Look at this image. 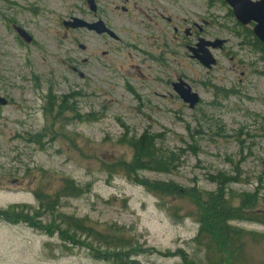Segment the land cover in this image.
<instances>
[{"label": "rangeland", "instance_id": "rangeland-1", "mask_svg": "<svg viewBox=\"0 0 264 264\" xmlns=\"http://www.w3.org/2000/svg\"><path fill=\"white\" fill-rule=\"evenodd\" d=\"M93 3L95 13L87 0H0V211L20 206L31 220H0V264H113L92 258L85 236L62 241L63 218L134 236L139 264H218L196 245L191 200L153 196L109 167L130 163L129 141L153 135L170 170L139 180L201 193L226 180V197L253 196L247 215L264 213V49L253 25L237 24L222 0ZM73 19L102 21L115 38L63 26ZM199 39L226 41L208 71L183 47ZM179 78L199 96L194 109L173 92ZM232 225L258 234L244 264L263 262L264 224Z\"/></svg>", "mask_w": 264, "mask_h": 264}, {"label": "trees", "instance_id": "trees-1", "mask_svg": "<svg viewBox=\"0 0 264 264\" xmlns=\"http://www.w3.org/2000/svg\"><path fill=\"white\" fill-rule=\"evenodd\" d=\"M157 137L147 134L141 135L138 139L128 142L132 148V159L130 163L112 165L109 168L121 169L129 178H136V183L145 189L146 192L157 197L170 198H187L191 200L197 208L199 230L195 238L196 245L202 248L208 258L218 259V264H244L243 252L247 239L253 241L258 240V234L253 232L246 233L240 228H235L232 222L244 220L246 222H254L264 224V213L258 214L250 212L249 209H256L258 201L253 196L237 195L226 197L225 181H219L217 190L213 193L199 192L195 188L183 190L173 183L150 182L147 180H139L136 177L137 172L147 170L151 172L166 173L170 170V156L163 155L156 147ZM161 153V155H160ZM66 196H73L76 192L74 186L65 185L62 190ZM238 200L239 204L233 206L231 201ZM48 203V202H47ZM53 209V207H52ZM258 215L259 219H256ZM40 215H35L39 218ZM0 220L12 224L30 223L27 215H23V209L20 206L10 207L8 210L0 211ZM60 226L63 227L60 231L62 241L69 244L81 243L79 238L85 236L92 243L88 253L95 260H103L113 264H139L134 259L138 252H145L137 244V239L129 235H116L112 232V228H103L99 232L93 226H88L84 221L70 219H62ZM120 231V229L118 230ZM102 247V248H101ZM100 256V257H99ZM186 264L185 257L182 258ZM259 264H264L260 262Z\"/></svg>", "mask_w": 264, "mask_h": 264}, {"label": "water", "instance_id": "water-1", "mask_svg": "<svg viewBox=\"0 0 264 264\" xmlns=\"http://www.w3.org/2000/svg\"><path fill=\"white\" fill-rule=\"evenodd\" d=\"M225 1L228 6L231 7L232 12L234 13L235 19L239 24L248 25L250 22L256 23L253 28V33L256 35L258 40L264 44V0L259 1H251V0H223ZM87 4L90 7V10L95 12L96 8L94 7L93 0H87ZM64 26H70L73 29L78 28H85L87 30H93L98 35L102 33H107L111 38H115L112 33L106 29L103 22L98 21L94 23H86L80 19H73V22H66ZM17 33L25 39L29 41V38L26 37L25 33L22 30L18 29ZM224 43L223 40H215V41H204L200 40L195 48H190L191 56L193 59L200 62V64L206 68L207 70L210 69L212 66L216 64V61L213 59L210 50L211 49H219L222 44ZM183 83L176 84L174 89L178 96L182 99L183 103H188L189 108L193 109L196 104H198L199 96L192 93L190 87L184 85ZM0 105H6L4 100L0 98Z\"/></svg>", "mask_w": 264, "mask_h": 264}, {"label": "flooded vegetation", "instance_id": "flooded-vegetation-1", "mask_svg": "<svg viewBox=\"0 0 264 264\" xmlns=\"http://www.w3.org/2000/svg\"><path fill=\"white\" fill-rule=\"evenodd\" d=\"M194 28L197 29V26H195ZM174 33L175 34H178V30L176 28L174 29ZM185 34H186L185 37H187V38H192V37L195 36V34L193 32H191V29L189 30V32H186ZM191 45H194V44H191ZM186 46H189V45L188 44H185L183 47L185 48ZM178 80H180V78Z\"/></svg>", "mask_w": 264, "mask_h": 264}]
</instances>
